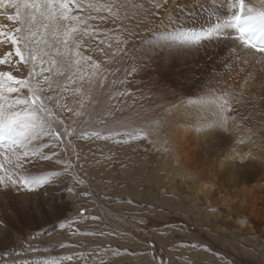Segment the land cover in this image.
<instances>
[{
    "label": "rangeland",
    "instance_id": "obj_1",
    "mask_svg": "<svg viewBox=\"0 0 264 264\" xmlns=\"http://www.w3.org/2000/svg\"><path fill=\"white\" fill-rule=\"evenodd\" d=\"M181 2L186 5L172 7L176 24L169 25L165 16L147 31L122 27L123 14L116 19L123 25L113 26L104 13L91 11L96 18L81 26L89 34L82 35L78 50L92 60H81L64 76L44 73L54 81L50 89L43 87L55 112L54 119H45L61 138L38 129L30 137L32 154L23 171L56 175L31 191L0 188V264H264V167L247 155L254 153L251 145L227 151L229 139L233 143L241 134L254 137L252 148L264 145V88L249 86L247 75L236 76L244 64L235 56L245 48L233 39L235 33L196 45L158 35L177 27L198 32L216 23L205 14L196 21L202 14L197 0ZM126 6L128 16L143 8ZM1 10L15 14L14 8ZM10 23L11 29L19 26ZM8 51L11 64L0 65V71L27 78L31 63L21 64L10 45H0V56ZM92 62L102 71L90 82ZM246 67L252 77L260 71ZM77 87L82 95L72 90ZM21 93L27 95V89ZM56 100L72 111L57 107ZM221 117L241 124L221 127ZM208 120L215 125L198 133V147L185 143L188 129L198 130ZM132 129L142 130L140 138L125 134ZM226 155L240 163L232 164L240 165L238 185L227 186L217 171V161ZM211 181L217 192L208 201L202 185ZM231 197L243 204L250 231L238 227ZM10 200L15 218H8Z\"/></svg>",
    "mask_w": 264,
    "mask_h": 264
},
{
    "label": "snow or ice",
    "instance_id": "obj_2",
    "mask_svg": "<svg viewBox=\"0 0 264 264\" xmlns=\"http://www.w3.org/2000/svg\"><path fill=\"white\" fill-rule=\"evenodd\" d=\"M217 4L226 11L223 15L213 11L211 15L216 17V23L210 27L198 32L177 27L171 32L158 35L163 39L179 37L178 42L181 44L196 45L203 39L232 30L235 32L233 39L245 49H255L264 54V0H258L259 6L248 4L246 0H212L213 7ZM4 6L14 8L15 14L6 15L0 12V15H6L8 21H14L19 26L5 30L7 25L0 24V45H10L19 62L23 65L31 63L32 67L28 77L24 79H19L12 71H0V142L7 145L0 150V188L11 187L17 191L21 189L31 191L34 187L47 183L49 175L56 174L31 176L24 173V163L32 154L30 137L39 129L50 132L57 139L61 138V134L48 122L55 118V112L48 107V102L53 100V97L44 95L43 85L47 84L50 89L54 81L51 76L44 73L64 76L66 69L73 65L79 66L81 60H92L90 56L85 57L78 50L82 35L89 34V28L81 26L86 25L89 19L96 18L90 15L91 11L106 9L116 19L121 18L122 9L123 18H127L128 12L126 4L120 5L117 0H112L107 5H100L96 0H0V7ZM155 7L159 8L160 4L156 3ZM168 21L169 25L177 23L171 15ZM21 44L23 49L20 47ZM60 45L65 48L63 53L60 51ZM12 56L11 51L4 52L3 56H0V65H10ZM45 64L49 67H44ZM91 67L90 82L92 77L98 76L102 71L101 65L97 62H92ZM40 76L43 77L42 80L37 78ZM68 82H72L71 77L68 78ZM22 88L27 89V95L21 93ZM72 90L83 94L81 88ZM62 91H69L67 84ZM224 104H227V101H224ZM56 105L66 111H72L66 105H61L59 100H56ZM80 106L81 108L84 106L82 101ZM74 114L79 116L83 113L77 111ZM65 131L71 135L72 130ZM125 134L130 139H138L142 130L132 129ZM93 135L99 136V133ZM68 191L72 189L69 188ZM100 264H103V261Z\"/></svg>",
    "mask_w": 264,
    "mask_h": 264
},
{
    "label": "bare ground",
    "instance_id": "obj_3",
    "mask_svg": "<svg viewBox=\"0 0 264 264\" xmlns=\"http://www.w3.org/2000/svg\"><path fill=\"white\" fill-rule=\"evenodd\" d=\"M157 1H159V4H160L159 8L155 7V4L157 3ZM181 1H184V3H187L189 0H117L118 4H120V5L126 4V5H128L129 8L144 5L140 12L139 11L130 12L131 15L128 16L126 18V20L123 19L125 22L124 25H123V23H124L123 21L121 23H120V21H116V18L112 17L106 9H102L99 12H97V11H95V12H97V14L104 13L105 18L107 20L106 22H108L110 25L115 26L118 23V24H122L123 25L122 27H129V26L135 27L136 26V27L140 28V31H143V30L147 31V29L149 27L150 28L156 27L157 24L159 23V21L165 16L171 15L173 18H176L177 16H175V11L172 10V7L173 6H180L182 8V6L186 5V4L182 5ZM246 1L249 4L259 6L258 0H246ZM96 2L100 5H107V4L111 3L112 0H110L109 3L106 0H96ZM4 7L7 9L9 8L6 6H4ZM1 9H2V7H0V12L4 13V11H2ZM196 9L198 11H202V14L197 17L196 21L201 20L204 17V14L209 15V16H214V15H211V13L213 11H215L219 15H223L225 13V12H221L222 8H220L219 6L213 7L212 6V0H197ZM121 14H123V16H124L123 9L121 10ZM0 17L3 19V20L0 19V24L7 25V28L5 30L11 29V28H9L11 23H10V21L7 20L6 16L0 15ZM133 18H137V19L135 21H127L130 19L134 20ZM225 33H227V35H234L235 32L232 30H227L226 32L222 33V35H225ZM263 55L264 54L259 53L255 50L249 48V51H247V49H241V51H239V55L235 56L238 58V61H237L238 65L244 64V66H240V70H242V72L238 71L237 72L238 74L236 76L238 78H240L244 75L245 76L247 75L246 78H247L248 85L255 87L256 89H260V88L263 89L264 88V71H263L264 57H259V56H263ZM247 65H253L256 70H260V71L256 72V75L252 77L251 74H247V72H248L247 71L248 69L246 67ZM252 70H253V68H252ZM252 73H253V71H252ZM213 109H215V112L219 111L218 108H213ZM226 112L228 114L229 111L226 110ZM171 120L173 121V119H171ZM217 121H221V127L225 126V128H226V126L228 125L229 126V127H227L228 129L230 127H232V124H235V123L241 124L240 122H238V119H237V121H235V119L226 118V117H221V119H217ZM225 121H227V122L225 123ZM173 122L177 123V121H173ZM214 125H215V122L213 120H208V121L201 123L199 125L198 130L197 129H188L187 134H185V136H186L185 137V143H187L188 145H193L194 149L197 148L198 147L197 145L199 144V141L197 138L198 133L201 132L202 134H205L207 131L211 132L212 127ZM225 128L220 129L219 132L225 133ZM253 141H255L254 137L249 136V135H245V134H241L240 136H238L235 139V141L233 143H232V139H229L230 145H227L228 146L227 151H229V149H231V147H233L231 149L230 153L231 152L235 153V152L243 150L241 147H245V145H247V147H249V145H251L250 149L254 153H247V155H249V157H257V159H259V163H261V166L264 167V145H262L263 143H261V145H257L256 148H252V147H255V145H253ZM176 147H177V145H176ZM250 149H247V150H250ZM232 164H240V163L238 161H236L235 158L228 157L227 155L222 157L221 159H219L217 161V171L219 172V174H221L223 176L224 182L227 186L238 185L242 180V176L240 174V167H239L240 165H232ZM205 165H207V163H205ZM209 165H211V163H209ZM230 165H232V167L233 166L234 167L231 168ZM202 187L204 188V190L206 192L205 197L207 198L206 200H208V201L210 200V197H212V195L217 192L216 191V185L213 181H211L210 183L209 182L204 183L202 185ZM249 193H251V191H249ZM234 196L236 197L237 194H234ZM253 196H256V194L254 193ZM235 197H231V202L236 203V206L233 209V212L239 218V226L238 227H240V229L243 228L244 231H250L252 229V224L250 222L244 221L242 219V213H241L240 207H243V204L237 203V200ZM16 200H17L16 198H13L12 202L14 203V202H16ZM195 200L200 201V199H196V198H195ZM213 202H214V205H218V199L215 198L213 200ZM224 202H226V201H224ZM226 203H227V205L230 204V202H228V201ZM10 204H11V200H10L9 205H8V208L10 210V216H8V218H11V217L15 218L17 216L12 213V210L10 209ZM211 214H212V212H211ZM214 215H217V214L214 213ZM45 219H47V217ZM209 222H211V221H209ZM216 225L217 224L215 223V228H216ZM1 227H3V225H1ZM4 237H6V236H4ZM182 248L183 247H181V249ZM185 248H187V246H185ZM186 251H188V250H186ZM177 262H179V261H177Z\"/></svg>",
    "mask_w": 264,
    "mask_h": 264
}]
</instances>
